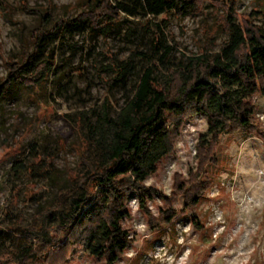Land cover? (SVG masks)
<instances>
[{"label":"rangeland","instance_id":"374dc122","mask_svg":"<svg viewBox=\"0 0 264 264\" xmlns=\"http://www.w3.org/2000/svg\"><path fill=\"white\" fill-rule=\"evenodd\" d=\"M88 0H0V81L7 64L31 50L32 33L42 25L73 19ZM127 12L111 33L93 37L80 30L63 43L54 72L39 91L16 86L0 107V264L26 242L22 231H37L42 213L54 206L81 169L82 155L91 161L82 140L84 130L71 119L98 108L107 97L115 109L142 70L156 64L165 74L168 63L217 52L226 39L225 17L235 23L264 27V0H199L190 16L174 13L156 18L132 16L134 0H120ZM138 12V11H137ZM172 48L168 63L151 59L153 34ZM76 44L77 50H71ZM131 60L132 74L108 87L111 62ZM154 61V62H153ZM157 72V71H155ZM255 129L222 135L208 153L197 149L207 133L203 116L187 114L177 129L172 152L144 181L152 189L146 207L134 194L127 202L122 226L129 243L114 264H264V94L251 98ZM15 163L31 170L16 172ZM38 164V166H37ZM199 190L194 206L185 197ZM171 217L167 221L166 217ZM7 236H4V235ZM60 247V246H58ZM12 264V263H9ZM35 264H107L76 245L53 248Z\"/></svg>","mask_w":264,"mask_h":264},{"label":"trees","instance_id":"16d2710c","mask_svg":"<svg viewBox=\"0 0 264 264\" xmlns=\"http://www.w3.org/2000/svg\"><path fill=\"white\" fill-rule=\"evenodd\" d=\"M134 1L138 12L132 16L142 18L170 13L190 16L200 6L199 0ZM125 12L120 0H88L75 18L58 20L51 26V15L43 13L42 25L31 36V50L23 51L18 62L7 64L0 81V107L16 86L37 91L43 88L57 61L51 45L63 43L80 30L105 38ZM224 27L226 39L217 52L205 50L175 64L167 61L173 49L163 44L160 29L156 26L157 35L146 27L154 35L151 59L161 54L158 62L168 63L166 73L152 63L142 70L118 109L106 97L98 108L71 119L84 130L82 140L92 159L88 161L82 155L81 169L69 189L54 206L43 211L37 231H22L26 242L11 252L12 260L7 264H35L50 249L69 245L114 264L129 243L122 226L127 202L137 194L139 206L146 207L152 189L145 187L144 181L172 152L185 115L192 113L206 119L207 133L199 139L197 149L205 151L208 160L213 159L208 153L222 135L254 132L257 112L251 98L264 94V27L251 24L241 28L230 13ZM67 45L77 50L76 44ZM111 63L109 88L125 83L132 74L131 60ZM12 169H30L32 175L37 171L36 166L27 168L21 163H15ZM198 191L185 197L187 206L197 204Z\"/></svg>","mask_w":264,"mask_h":264},{"label":"clouds","instance_id":"9594fccd","mask_svg":"<svg viewBox=\"0 0 264 264\" xmlns=\"http://www.w3.org/2000/svg\"><path fill=\"white\" fill-rule=\"evenodd\" d=\"M179 264H184V258L180 260Z\"/></svg>","mask_w":264,"mask_h":264}]
</instances>
